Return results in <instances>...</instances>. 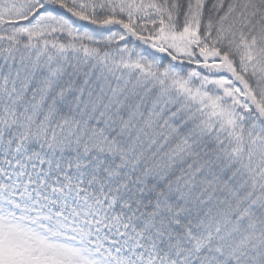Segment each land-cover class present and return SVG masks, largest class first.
<instances>
[{
	"label": "snow or ice",
	"instance_id": "obj_1",
	"mask_svg": "<svg viewBox=\"0 0 264 264\" xmlns=\"http://www.w3.org/2000/svg\"><path fill=\"white\" fill-rule=\"evenodd\" d=\"M0 264H264V0H0Z\"/></svg>",
	"mask_w": 264,
	"mask_h": 264
}]
</instances>
